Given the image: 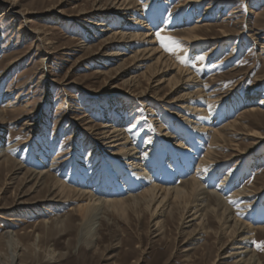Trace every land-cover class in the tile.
<instances>
[{"label": "rangeland", "instance_id": "obj_1", "mask_svg": "<svg viewBox=\"0 0 264 264\" xmlns=\"http://www.w3.org/2000/svg\"><path fill=\"white\" fill-rule=\"evenodd\" d=\"M123 1L0 0L1 258L10 232L16 264H236L222 250L229 239L214 199L204 234L179 222L153 231L156 222L133 211L126 198L142 188L101 140L112 126L150 176L169 151L187 155L188 171L174 179L199 173L207 191L226 192L231 216L236 208L261 229L251 255L264 264V0ZM55 182L123 199L125 213L101 208L95 238L85 237L77 209L86 199H61Z\"/></svg>", "mask_w": 264, "mask_h": 264}, {"label": "bare ground", "instance_id": "obj_2", "mask_svg": "<svg viewBox=\"0 0 264 264\" xmlns=\"http://www.w3.org/2000/svg\"><path fill=\"white\" fill-rule=\"evenodd\" d=\"M126 1L127 0H124L122 4L127 3ZM100 25L101 24H99L98 27H101ZM199 30H201L199 27L194 28L192 30L189 29L188 33H190L191 35L188 38V40L190 41L194 39L195 41L196 37L193 34L195 32H198ZM125 34L123 33L121 34L123 39H132L133 37H135V36L126 37ZM178 72L180 74H186V71H183L180 68L178 69ZM186 81L190 82L191 78L187 76ZM197 109L198 107H194V110ZM25 125H27V123H25ZM107 129H110L109 131L111 132H106L103 134L100 133L102 135L101 140L108 143L112 148L116 147L115 149H117V152L120 153L119 155L120 158H123L124 160L127 161L126 162L127 164H125L126 165L125 169L128 171V174L130 175H128L126 180H128V183H131L130 185L133 186L131 188L132 189L136 187L142 188L141 190H138L139 192L137 191L136 194L128 195L126 199H129L131 201L130 207H132L134 212L136 211V213H138L139 210L141 209L142 211H145L147 215H149L150 218L156 222L154 224L155 230L153 231L163 232L167 228V225L171 226L174 222H176L178 226V222H179L180 229L184 230V228L186 229L194 228L195 233L204 234L198 228L204 225L205 222L209 223V219H208L209 212L208 211L206 212L205 209L208 206L207 204L208 201L210 199H214L217 203L216 207L219 212L217 218H219L220 220L222 219V228L224 230L222 234L224 236H227L229 239L227 248L222 249V250H226L229 248V253L226 255V257L230 259H235L236 264H258L255 258L251 255L252 254L251 246L254 244V234H255L254 231L260 228L252 227L250 226L249 223H244V221L238 218L236 219L235 218L237 214L236 208H235V212L233 211L235 217L231 216V212L229 211L227 205H225L227 204L228 198H224V196H226L227 193L226 192L215 193V192L207 191V187L206 186L204 187L198 181L197 175L199 173L196 174L194 177H192L193 176L192 175L185 180H180L178 178L174 179V175H184V172L188 171L186 169H189L188 167L191 162L187 155L181 153L180 151L178 153L177 152L173 153L169 151L168 154L166 153L165 155L160 157V161L155 162L158 163L157 166L155 165L153 166V170L155 174L150 176L149 171L147 169H143L144 163H142V160L140 162L139 158H136L137 155L134 152L135 149L129 147V145L127 144L128 142L126 138L127 136H125L124 133L121 132V130H118L117 127L114 128L110 126V128L108 127ZM176 148L181 149V145L177 143ZM207 153L203 157L202 162L205 163L207 162V159L209 158ZM168 156L172 160L171 162L168 161L167 159ZM176 156H178V158H176ZM1 160L2 162H5L7 161V158L1 157ZM200 160H199V164L201 163ZM150 163L152 162L150 161ZM200 166H202V164ZM205 168L202 169L203 172ZM136 170L139 171L135 172ZM197 170H199V168H197ZM203 172L200 173L203 174ZM42 173L40 172L39 174H35L34 175L35 178L38 180L44 178V175ZM156 174L158 175L155 176ZM147 177H150V179H148ZM138 181L141 183L140 185L137 184ZM117 185H119V187L121 186V189L124 186L120 181L117 182ZM54 186H56V188L58 187V194H57L58 197L64 199L65 201L67 200L69 201V199L70 201H73V199H75V201L83 200L84 198L86 199L87 205L84 207H79L77 209V212L81 217L80 226L82 227L83 225H86L83 229L84 230L83 235H85V237L91 236L92 237L91 239L95 238L96 236L95 231L96 228L98 227L96 226L97 225L96 221H98L99 219L98 216L100 214L99 212L101 211V208L103 210V213L106 212L109 214L110 213L113 214L117 212L120 215L125 213V208L123 203V201L125 200L123 199H114V198L102 199L98 197V195H96L97 193L96 194L93 193V191L76 189V188L71 190L66 188V186H64L59 182H55L52 188ZM106 186L108 185H106L103 182L101 189H105ZM112 190L114 194L117 193L116 188L112 187ZM64 192L68 193V195L67 194L65 195ZM247 195L248 194H246L245 190H241L236 194V196H242L243 198L247 197ZM64 200L63 202H65ZM170 202L173 204L174 207H177L176 208L177 214L175 212H172L173 210L170 206ZM178 208H179V212H178ZM173 213H175V216H173ZM161 219H165V222L159 221ZM196 222L197 224H195ZM197 230L200 232H198ZM4 235H5L4 239L7 248V254L3 256L4 258H1L2 255L0 254V264H16L17 259L20 257V254L18 252L20 243L18 242V239H16V235H14L13 233L7 232ZM52 253L53 252H51V255H49L48 257L49 260L53 259L54 257V254Z\"/></svg>", "mask_w": 264, "mask_h": 264}, {"label": "snow or ice", "instance_id": "obj_3", "mask_svg": "<svg viewBox=\"0 0 264 264\" xmlns=\"http://www.w3.org/2000/svg\"><path fill=\"white\" fill-rule=\"evenodd\" d=\"M157 38L160 40L161 43V47L167 51V52H171L174 51V46L176 44L175 41L171 40L170 38H164L161 37L159 33H157ZM259 247V246H258Z\"/></svg>", "mask_w": 264, "mask_h": 264}]
</instances>
